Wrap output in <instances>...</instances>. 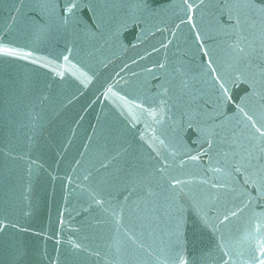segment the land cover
I'll list each match as a JSON object with an SVG mask.
<instances>
[{
	"label": "water",
	"instance_id": "95a60500",
	"mask_svg": "<svg viewBox=\"0 0 264 264\" xmlns=\"http://www.w3.org/2000/svg\"><path fill=\"white\" fill-rule=\"evenodd\" d=\"M0 264H264V0H0Z\"/></svg>",
	"mask_w": 264,
	"mask_h": 264
}]
</instances>
